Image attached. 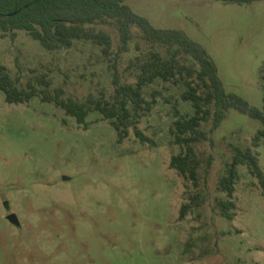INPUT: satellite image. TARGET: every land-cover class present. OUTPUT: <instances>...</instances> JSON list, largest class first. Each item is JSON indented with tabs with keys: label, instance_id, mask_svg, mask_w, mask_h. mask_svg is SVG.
I'll use <instances>...</instances> for the list:
<instances>
[{
	"label": "rangeland",
	"instance_id": "374dc122",
	"mask_svg": "<svg viewBox=\"0 0 264 264\" xmlns=\"http://www.w3.org/2000/svg\"><path fill=\"white\" fill-rule=\"evenodd\" d=\"M125 5L159 29L183 31L215 63L224 91L251 106L264 105V0L246 5L216 0H127ZM112 39L102 47L76 40L46 51L23 30L0 34V66L17 88L46 94L63 90L80 103L111 101L114 76L136 85L141 65L159 52L133 27L120 51L114 25H95ZM198 69L189 57L180 58ZM45 79L49 86L39 82ZM184 79L154 80L142 88L150 112L117 141L109 120L91 111L84 125L54 104L34 97L8 104L0 91V264H264V184L237 167L234 194L219 185L237 150L251 151L264 179V140L253 139L259 121L233 109L202 123L207 139L194 145L198 188L171 169L181 152L172 132L194 109L182 100ZM192 197H196L192 200ZM235 205L222 215L221 202ZM192 208L183 219L180 209ZM15 214L19 224L6 217Z\"/></svg>",
	"mask_w": 264,
	"mask_h": 264
},
{
	"label": "trees",
	"instance_id": "16d2710c",
	"mask_svg": "<svg viewBox=\"0 0 264 264\" xmlns=\"http://www.w3.org/2000/svg\"><path fill=\"white\" fill-rule=\"evenodd\" d=\"M125 1L127 0H0V34L5 36L16 30L26 31L43 49L50 52L69 49L76 40L89 41L101 46L103 53L108 55L112 47L110 35L104 31L95 32L93 26L114 25L119 33L120 51L127 50L133 37L132 28L135 27L146 42L152 47H163L169 56L164 59L159 52L152 53V59L141 65L136 85L120 84L115 75L111 101L90 100L80 103L64 99L62 89L55 90L52 95L37 91L33 87L27 90L19 89L7 74L6 68L0 66V91L4 93L8 104H23L34 97H40L43 103L54 104L64 110L66 115L73 117L79 125L85 126L91 111L99 112L105 120L110 121L119 143L128 136L130 128H134L135 136L142 143H146L149 139L135 124L142 114L152 110L155 100L147 101L143 97L142 88L156 79H184L186 73L187 91L182 94V100L191 103L194 114L188 118L180 116L173 124L172 132L181 152L171 157L169 166L194 188H198L200 160L194 145L207 139L206 133L201 129L202 123L207 122L211 116L215 121H220L226 111L233 109L260 122L261 128L253 139V145L257 146L260 140H264V105L259 109L236 94H227L218 77L215 63L200 44L181 30L155 28L146 18L135 14L124 4ZM216 1L246 5L260 0ZM11 37L14 38L15 33H12ZM182 57L192 59L198 69L182 64ZM261 80L264 83V68L261 70ZM39 82L49 86V82L43 78L39 79ZM240 165L246 166L250 173L264 184L256 157L251 151L237 150L226 175L219 182L220 188L226 192L228 198L233 197L237 167ZM195 198L192 197V200ZM220 207L222 215L232 219L233 215L229 210L234 209L235 205L227 201L221 202ZM191 208V204L183 205L179 218L183 219Z\"/></svg>",
	"mask_w": 264,
	"mask_h": 264
},
{
	"label": "water",
	"instance_id": "95a60500",
	"mask_svg": "<svg viewBox=\"0 0 264 264\" xmlns=\"http://www.w3.org/2000/svg\"><path fill=\"white\" fill-rule=\"evenodd\" d=\"M6 219H7L9 222H11V223H13V224H15V225H18V224H19V221H18L16 215L13 214V213L7 215Z\"/></svg>",
	"mask_w": 264,
	"mask_h": 264
},
{
	"label": "crops",
	"instance_id": "0c3cea01",
	"mask_svg": "<svg viewBox=\"0 0 264 264\" xmlns=\"http://www.w3.org/2000/svg\"><path fill=\"white\" fill-rule=\"evenodd\" d=\"M150 22V21H149Z\"/></svg>",
	"mask_w": 264,
	"mask_h": 264
}]
</instances>
